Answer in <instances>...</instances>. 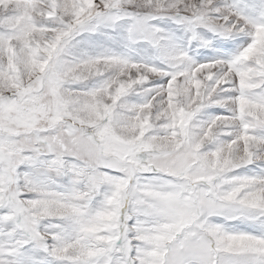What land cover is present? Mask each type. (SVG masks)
Instances as JSON below:
<instances>
[{
	"label": "snow or ice",
	"instance_id": "1",
	"mask_svg": "<svg viewBox=\"0 0 264 264\" xmlns=\"http://www.w3.org/2000/svg\"><path fill=\"white\" fill-rule=\"evenodd\" d=\"M0 264H264V0H0Z\"/></svg>",
	"mask_w": 264,
	"mask_h": 264
}]
</instances>
